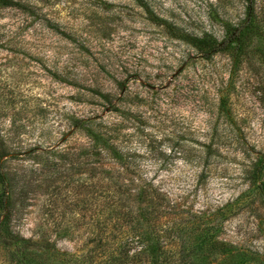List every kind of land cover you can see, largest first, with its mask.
Instances as JSON below:
<instances>
[{"label":"rangeland","instance_id":"obj_1","mask_svg":"<svg viewBox=\"0 0 264 264\" xmlns=\"http://www.w3.org/2000/svg\"><path fill=\"white\" fill-rule=\"evenodd\" d=\"M14 1L0 7L8 231L58 253L47 264H99L139 251L125 215L146 209L166 264H264V43L235 60L177 36L221 41L247 1L141 0L150 15L138 0ZM75 121L126 165L91 155ZM12 249L0 239V264Z\"/></svg>","mask_w":264,"mask_h":264},{"label":"trees","instance_id":"obj_2","mask_svg":"<svg viewBox=\"0 0 264 264\" xmlns=\"http://www.w3.org/2000/svg\"><path fill=\"white\" fill-rule=\"evenodd\" d=\"M138 1L140 2V6L143 7L148 15H150L151 13L147 6L143 4L141 0ZM246 1L247 7L245 19L238 26L228 24L225 25L223 32L224 36L221 41H217L215 38L208 35L191 37L189 35L182 34L177 36L190 43L203 56H209L214 53L226 51H230L235 60L241 56H248L249 52H246L244 49L249 48V45L255 40L260 41L263 45L264 31H262L259 27L261 21H258V18L254 13V0ZM0 7H20V5L14 0H0ZM168 28L173 29L172 27ZM261 53L264 54V50H262ZM74 126L85 130L86 135L91 141V155H95L94 157L97 158L104 154L107 158L112 159L121 165H126L123 155H121L119 150L113 145L110 141V137L105 132L99 131V129L95 130L92 127H87L85 122L81 121H75ZM99 153L101 155H99ZM5 156L6 153L1 151L0 162ZM4 194L5 193H2L0 195V239H2L5 244L13 246L12 252L10 253V263L47 264L49 260L60 259L58 257V253L44 255L43 252L29 250V248L34 246L33 242L14 236L8 231L10 214L4 210L8 208L9 201L7 197H4ZM155 195L156 190L147 186V188H142L137 192V202L149 203ZM145 210L146 209L138 212L136 211L135 213L128 212L125 215L127 222L134 225L131 229L133 230V236L136 237V243L137 246H139V251L129 255V251L125 250V247H119L116 255L107 254L105 261H102L99 264H166V259H164L166 258V253H163V245L160 243L159 239H157L153 233L145 227V222L149 219ZM159 258H162L160 263L158 262Z\"/></svg>","mask_w":264,"mask_h":264}]
</instances>
